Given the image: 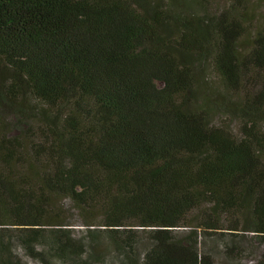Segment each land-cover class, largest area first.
Wrapping results in <instances>:
<instances>
[{
  "label": "trees",
  "instance_id": "obj_1",
  "mask_svg": "<svg viewBox=\"0 0 264 264\" xmlns=\"http://www.w3.org/2000/svg\"><path fill=\"white\" fill-rule=\"evenodd\" d=\"M213 1L0 0V264H264V25Z\"/></svg>",
  "mask_w": 264,
  "mask_h": 264
},
{
  "label": "rangeland",
  "instance_id": "obj_2",
  "mask_svg": "<svg viewBox=\"0 0 264 264\" xmlns=\"http://www.w3.org/2000/svg\"><path fill=\"white\" fill-rule=\"evenodd\" d=\"M228 0H214L213 1V7L217 8L220 5H226ZM249 27H254V26H258V25H264V0H251L249 2ZM67 205V204H66ZM78 228H83L82 226H79ZM82 230V229H79ZM109 241V238L107 236L102 238V242L107 244ZM142 244L144 242L140 241ZM140 243V244H141ZM248 243V242H246ZM215 242L213 240H207V247H214V253H213V258H214V263L215 264H233V261L230 260V258H227V256H225L223 250L221 247H216L215 248ZM254 257L255 254L252 253V255L249 257L251 259V257ZM114 258V255H111L108 257V260ZM245 257H244V261H245Z\"/></svg>",
  "mask_w": 264,
  "mask_h": 264
}]
</instances>
